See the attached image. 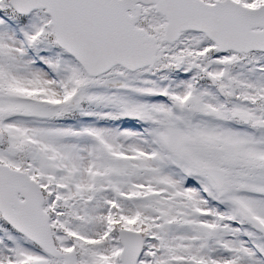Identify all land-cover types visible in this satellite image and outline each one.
Masks as SVG:
<instances>
[{
	"label": "snow or ice",
	"instance_id": "6c2138e0",
	"mask_svg": "<svg viewBox=\"0 0 264 264\" xmlns=\"http://www.w3.org/2000/svg\"><path fill=\"white\" fill-rule=\"evenodd\" d=\"M0 264H264V0H0Z\"/></svg>",
	"mask_w": 264,
	"mask_h": 264
}]
</instances>
